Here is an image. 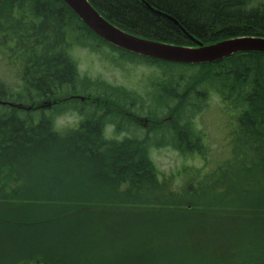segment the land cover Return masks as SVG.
Wrapping results in <instances>:
<instances>
[{
    "label": "trees",
    "instance_id": "obj_1",
    "mask_svg": "<svg viewBox=\"0 0 264 264\" xmlns=\"http://www.w3.org/2000/svg\"><path fill=\"white\" fill-rule=\"evenodd\" d=\"M90 1L125 30L164 43L195 46L190 36L206 44L237 36L264 37V0ZM103 44L120 52L114 58L120 64L159 63L161 68L145 74L141 90L82 76L73 51L77 47L100 49ZM0 58L4 75L15 76L9 80L0 76V98L30 96L35 100L71 88L95 91L104 100L82 111L89 116L78 127L64 129L57 127L55 117L35 118L33 111L23 115L18 107L0 109V229L7 236L22 235L25 250L16 253L18 258L11 263L7 256L4 264H183L184 245L190 244L191 236L179 235L183 232L178 222H192L200 216L213 218L217 224L227 221L233 228L242 225L241 231L236 227L237 238L232 233L221 236V255L204 254L205 263L264 264V194H258L255 183L264 184V52H238L201 64L168 62L102 39L63 0H0ZM212 93L229 110V122H237L229 136L232 131L235 142L245 144L229 157V178H214V164L208 168L185 163L180 175L165 173L152 158V147L170 144L192 158L205 151L195 121ZM135 109L138 114L147 113L148 128L128 117ZM166 115L171 117L163 121ZM110 125L115 126L112 135H108ZM122 132L130 135L119 138ZM204 154L200 156L211 162ZM35 163L45 167L73 164L86 170L93 186L57 192L46 179L38 186L25 182L19 170ZM205 167L209 172L200 177L199 169ZM179 178L182 181L176 187L174 181ZM148 191L156 198L143 202ZM175 195L180 199H167ZM145 206L169 209L161 215L172 212L176 225L170 232H157V246H150L155 256L140 251L138 257L120 263L124 256L118 249L127 238L115 236L121 244L111 250L102 246L104 236L115 223L132 227L147 216L140 210L116 216L111 210ZM66 228L68 233H64ZM42 230L40 237L37 232ZM235 243H249L257 253ZM144 245L139 241L138 249Z\"/></svg>",
    "mask_w": 264,
    "mask_h": 264
},
{
    "label": "rangeland",
    "instance_id": "obj_2",
    "mask_svg": "<svg viewBox=\"0 0 264 264\" xmlns=\"http://www.w3.org/2000/svg\"><path fill=\"white\" fill-rule=\"evenodd\" d=\"M73 55L76 57L80 69V74L82 76H89L94 79H102L109 83H112L116 86H122L125 87L128 90H141L142 86L146 82V75L145 74H151V71L159 70L161 68L159 63H133L131 61H127L125 64L118 63L115 59L119 58L120 52L119 51H113L109 44H103L100 49H95L92 47H77L73 51ZM115 55H118V57H115ZM115 58V59H114ZM4 60L0 58V76L4 77V79L9 80L10 78H15V76L10 73L7 69L6 71L9 72V75H4L5 69L3 68ZM12 76V77H11ZM7 99V97H3ZM25 97H12L8 98L15 101H24L22 100ZM27 98V97H26ZM28 102H31L33 98L28 96L27 98ZM27 103V102H25ZM30 104V103H29ZM2 105V104H1ZM7 106V107H6ZM224 103L222 99L216 95L215 93L211 94V97L209 100L205 103L204 108L200 111L201 113L196 118V127L197 129H201L199 131L200 134V145H203V147L207 148L203 152L198 153V157H193L191 155L182 154L181 151L170 144H161V145H154L151 149L152 158L154 159L156 165L165 173L172 174V172H178L181 170L183 165L185 163H193V164H202L203 159L201 158L202 154L204 152L206 153V156L211 159L210 161H207V164L213 165V173L214 178L216 176H219L218 179L229 178V157L232 156L235 153V150L239 149V151H242L245 147H242L245 145L242 143L243 141L240 140L241 143L235 142L236 136H234L233 139V132L231 131V135L229 136L230 129H236L237 122L233 124L232 122H229V110H224ZM14 107H11L8 105H2L0 109H12ZM21 114L27 115L26 113H30V111H24L19 109ZM133 111V110H131ZM136 112V109L133 111ZM138 114V112H136ZM50 115V112L47 113ZM139 115V114H138ZM141 117H134L133 121L138 123L142 127H147L148 124H144L145 121L142 119V117L147 116L146 112L140 113ZM166 117H171L169 115L164 116L162 119ZM38 118V117H35ZM83 117H76L72 112H65L63 115H60L58 117H55L57 125H59L60 129H64L66 125H73L77 126L79 125ZM112 129H115V126L110 125L108 128V135L110 132H112ZM140 132H138L140 135L144 134L145 128H142ZM137 133V134H138ZM138 134V135H139ZM126 135H130L129 132H122V134H117L119 138L125 137ZM235 135V134H234ZM237 135V134H236ZM193 136V135H191ZM238 136V135H237ZM205 155V154H204ZM206 159V157H205ZM215 162V163H214ZM224 169V172L221 174L222 169ZM235 168V167H234ZM200 170V177H202L204 174H207L209 172L208 168H201ZM216 170H218L216 172ZM86 170L83 168H76L73 164L70 163H61L60 164H54V165H48L45 167L41 164H32L29 167H26L25 169L19 170V172L22 174V178L25 182H33L34 185L38 186L40 184V181L43 179H46L47 181H50L53 183V186L55 187V190L61 191L64 189L69 190L71 192H78L79 188L82 190H87L88 188H91L93 185H91L90 179L86 177ZM210 175V174H208ZM181 178L175 179L174 184L176 187H180ZM261 180L255 181V183H258L257 191L260 196H263L264 194V184L261 182ZM255 185L253 184V188ZM165 194V193H164ZM142 197L143 202H148L147 200H153L156 198V195L153 196L151 191H148L147 195H144ZM233 197H235V194H232ZM184 198V196H182ZM228 202L229 200V194L228 197H225ZM167 199H180L178 195L167 197ZM235 201V200H232ZM156 202V201H152ZM237 202V201H236ZM149 203V202H148ZM140 204V203H138ZM146 205L147 203H143ZM243 207V206H242ZM243 209V208H242ZM146 211L143 214L147 216V219L138 221V225L132 226V227H123L121 228L118 223H115L116 225L110 226L109 228L110 232L108 236H104L102 246L108 245L110 246L111 250L114 249V245H119L121 242L115 239V236L118 238L126 237L127 241L122 243L123 247H119V254L123 255L122 261L120 263H125L127 261V257H131L129 259H132L138 257L137 255H141L142 252L149 253L145 254L148 257L155 256L156 253L151 247L157 246V242L155 240L158 238L160 230L165 232H170L172 228L176 224H174L175 217L172 212L165 213L167 215H164L162 217L161 212L162 211H168L169 209H162V208H151L146 207L143 209L141 208H119V209H113L111 210V213L115 214L116 216H119V213L122 211ZM151 211V212H148ZM242 212H245L244 210H241ZM160 212V213H155ZM151 214H157L155 216H151ZM121 219H124V216L120 217ZM161 219V220H160ZM226 219H229L226 218ZM192 222L186 221V219H183L182 221H179L180 225V231L183 233H179V235H183V238H186L188 236L190 237V244L184 245V263L183 264H212V263H205L202 260V256L204 254H212L215 255L218 253L221 255L223 250H220L219 247L221 245V239L222 235L225 233H228L232 237L234 235L235 238H237L238 231H241L242 225L238 224L236 225L238 231L236 230V227L233 228L234 225H229L227 221H223L220 223H213V218L203 217L200 216L199 219L197 217L190 220ZM236 222H239L238 220H235ZM166 224L163 225V224ZM174 225H173V224ZM157 229H159L157 231ZM102 232V227L100 228ZM64 233H68V228L64 230ZM253 232V231H250ZM262 232V231H261ZM62 233V234H64ZM247 231H245V234ZM255 233V232H253ZM96 234V238L99 236V234ZM5 230L0 229V240H3V242H0L2 245H7V248H1L0 247V264H4L3 259H7V256L10 259V262H13L12 259L18 258L16 253H22L25 252V250H22L23 242L21 241L22 235L17 236H7ZM33 235V234H32ZM32 235H25V236H32ZM38 236H43L44 231H38ZM233 237V238H234ZM261 237V234L259 235ZM114 240V242L112 240ZM234 240V239H233ZM95 241V239H94ZM142 241L146 245L139 247L138 249V242ZM231 241V240H229ZM248 241V240H247ZM242 242V241H240ZM115 243V244H114ZM25 244H28L29 246H33V242H26ZM94 244V242H93ZM92 244V245H93ZM239 244L241 248L244 246L252 253H257V249L250 245L249 243H235ZM172 245V244H171ZM177 244H174L176 246ZM151 246V247H150ZM160 245H158L159 247ZM233 246V245H231ZM28 247V246H27ZM162 248V246H161ZM159 250V248L157 249ZM28 251H31L30 249ZM142 251V252H140ZM139 252V253H138ZM159 253V251H157ZM1 255L3 257H1ZM6 257V258H5ZM121 257V256H120ZM219 257H217L218 259ZM8 261V260H5Z\"/></svg>",
    "mask_w": 264,
    "mask_h": 264
},
{
    "label": "water",
    "instance_id": "obj_3",
    "mask_svg": "<svg viewBox=\"0 0 264 264\" xmlns=\"http://www.w3.org/2000/svg\"><path fill=\"white\" fill-rule=\"evenodd\" d=\"M84 23L104 40L125 50L152 58L179 63H206L231 56L237 52H264L263 36H237L204 44L190 36L197 46H183L145 38L113 23L90 0H63ZM2 103H6L0 100Z\"/></svg>",
    "mask_w": 264,
    "mask_h": 264
},
{
    "label": "flooded vegetation",
    "instance_id": "obj_4",
    "mask_svg": "<svg viewBox=\"0 0 264 264\" xmlns=\"http://www.w3.org/2000/svg\"><path fill=\"white\" fill-rule=\"evenodd\" d=\"M49 94L38 96L37 99H33L31 102L23 98L22 100L25 99L27 103L21 101L22 107L29 111L34 110L35 117H58L68 111L76 117H88L89 115L83 114L82 111L89 109L91 106L100 105L104 101L96 95L95 91H73L71 88H66L57 94L53 92ZM133 111L128 112V117H141ZM48 112H50V115L47 114ZM145 121L147 124L149 119H145Z\"/></svg>",
    "mask_w": 264,
    "mask_h": 264
}]
</instances>
